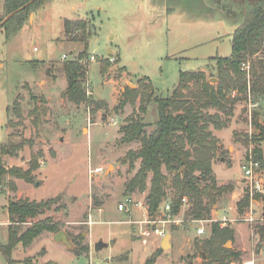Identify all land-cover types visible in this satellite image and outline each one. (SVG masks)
Here are the masks:
<instances>
[{
	"label": "rangeland",
	"instance_id": "rangeland-1",
	"mask_svg": "<svg viewBox=\"0 0 264 264\" xmlns=\"http://www.w3.org/2000/svg\"><path fill=\"white\" fill-rule=\"evenodd\" d=\"M232 1L241 7L245 0ZM248 1L251 3L246 5L253 6L257 0ZM220 5L215 6L214 0H48L9 39L0 30V143L21 145L14 154L3 156V164L25 170L33 158L38 161L32 183L10 176L4 179L0 246L7 242L9 225L23 231L47 218L58 225L70 244L55 241L56 233L44 232L29 247L13 251L16 264L25 260L28 264H146L152 255V264H202V256H206L202 242L209 237L210 223H203L205 232L198 236L201 224L191 221L189 202L178 215L180 223L166 226L170 246L162 249L163 238L141 236L147 228L134 221H144L148 215L145 198L150 175L144 191L130 194L132 203L142 202L146 211L138 207L129 214L118 211L129 195L125 182L140 164L138 160L129 168L126 155L138 149L140 142L123 143L121 128L139 116L149 134L158 117L155 97L170 96L182 72H204L209 82L217 83V65L210 58L231 55L232 33L241 21L237 9L228 17L219 10ZM80 19L91 20L95 27L88 45L89 57L95 60L83 62L87 95L103 104L94 111L63 96L67 81L62 63L76 58L84 48L82 43L66 39L64 22ZM260 58L264 62V53L252 63ZM249 73L251 76L250 64ZM42 80L45 82L40 83ZM126 88L143 97L129 102L123 95ZM125 99L127 104L119 108ZM253 101L257 107L251 109V120L245 99L218 128L209 127L220 144L212 166L217 184L233 186L208 217L220 222L225 216L223 227L234 232L233 241L224 244L235 254L230 264H264V245L258 237L264 202L255 198L242 212L238 210L246 195L242 166L247 152L258 146L264 160V142L252 140L259 139V127H264V97L254 96ZM262 171L264 195V167ZM20 199L55 202L36 218L11 224L7 204ZM250 215L254 221L246 222ZM112 240L113 246L94 251L97 242ZM0 264H7L1 253Z\"/></svg>",
	"mask_w": 264,
	"mask_h": 264
},
{
	"label": "trees",
	"instance_id": "trees-1",
	"mask_svg": "<svg viewBox=\"0 0 264 264\" xmlns=\"http://www.w3.org/2000/svg\"><path fill=\"white\" fill-rule=\"evenodd\" d=\"M47 1L3 0V15L0 16V23L13 13L0 26V30L5 32L6 39L18 33L28 23L29 16ZM247 3L249 5L251 2L247 1ZM248 5L245 4L242 20L232 33L231 55L210 58V62H215L217 65L216 84L209 82L204 72H182L179 83L170 96L155 97L153 102L158 117L154 129L149 134L145 132V125L139 116L132 117L121 128L123 143L140 142L138 149L130 150L126 155L129 168L132 169L138 160L140 164L135 175L125 182V191L126 194L144 191L146 180L150 175V189L145 198L150 215L165 203H170L171 212L176 215L181 210L182 199L186 198L189 202L188 215L191 220H209L212 207L224 194L233 189L231 184L218 186L213 174V160L220 151V144L209 127L212 125L218 128L225 121L223 118L228 119L233 116L235 105L245 101L247 81L246 73L241 70L242 63L250 62L251 65L253 79L250 82V91L253 98L264 97V62L260 58L256 63H252L254 57L264 53V0H257L253 6ZM94 33L95 27L89 19L64 22L66 39L80 42L84 48L76 58L62 63L67 81L63 96L75 105H87L90 111L99 109L103 105L87 95L84 88L87 67L83 62L89 59V39ZM123 95L133 103L142 94L126 88ZM127 99L119 104V108L127 104ZM209 109H214L216 112L210 114L204 111ZM140 111H145L143 106H140ZM15 113L19 115L17 110ZM245 140V143L249 144L247 135ZM252 140L255 143L264 142V127H259V139L253 137ZM20 148V144L4 146L0 143V188L6 176L27 183L33 182L32 172L38 168V161L35 158L25 170L16 166L6 168L3 164L5 154H14ZM251 154L263 169L261 149L255 146ZM248 155L247 152L246 158ZM255 198L264 202L263 194H257ZM54 202L55 199L42 202L27 199L10 200L6 207L10 223H26L27 220L34 219L48 210ZM249 202V196L246 194L238 203L239 212L247 208ZM16 226L9 225L7 242L0 246V253L7 264L17 263L13 260L12 254L19 246L29 247L34 239L44 232H59L58 225L48 218L31 224L23 231H19ZM258 237L264 245V206L263 224L258 227ZM233 239L234 232L231 228L221 227L219 222H211L209 237L202 242L206 255L202 264H230L235 254L225 249L224 244ZM154 260L155 256L152 255L147 259L146 264H152ZM23 264H28V260L23 261Z\"/></svg>",
	"mask_w": 264,
	"mask_h": 264
},
{
	"label": "built area",
	"instance_id": "built-area-1",
	"mask_svg": "<svg viewBox=\"0 0 264 264\" xmlns=\"http://www.w3.org/2000/svg\"><path fill=\"white\" fill-rule=\"evenodd\" d=\"M66 58V57H64ZM89 60L94 61L95 57L90 56ZM249 62H244L241 64V70L246 72V81H247V92H246V100L249 103V115H250V120H251V109L257 107V104L253 101V96L250 91V82H251V76L249 73ZM98 172H101V169H98ZM263 175V171L261 168V165L258 161L254 160L252 157V154L248 155V158L245 159L244 164L242 166V177L243 180L246 182V194L249 196L251 204L255 200V196L257 194H263V183L261 180V177ZM188 204V201L186 198L182 199V207H186ZM145 206L147 207V212H148V206L145 202ZM133 207H138L139 209L143 208V203L138 202V203H132V200L130 198V194L127 195L126 200L118 205V211L122 213L129 214L132 212ZM145 210V208L141 209ZM181 212V210H180ZM180 212L176 215H173L171 212L170 208V203H165L162 205L154 214H149L146 216V219L144 221H134V223H140L144 224L147 229H144L141 232L142 237L146 236H155L156 238H164L165 236V229L166 226L168 225H178L181 221L179 220L178 215ZM193 223H200L201 226L196 230V234L202 235L205 232L204 225L203 223L208 222H218V221H212V220H191ZM222 221V222H221ZM246 222H253L254 219L250 215V217L245 219ZM227 222L226 217L222 220H220V226L223 227L225 223ZM235 264V263H232ZM239 264H250V262H243Z\"/></svg>",
	"mask_w": 264,
	"mask_h": 264
},
{
	"label": "water",
	"instance_id": "water-1",
	"mask_svg": "<svg viewBox=\"0 0 264 264\" xmlns=\"http://www.w3.org/2000/svg\"><path fill=\"white\" fill-rule=\"evenodd\" d=\"M14 13H15V12H14ZM12 15H13V13L10 14V15H8V16H7V17H6V18L0 23V26H2L3 23H5V22H6V21H7ZM214 81H215V80H212L211 82H214ZM222 161H224L223 158H222ZM228 161H230V159H228ZM169 238H170L169 235H165V236H164V238H163V240H162V243H161V247H162V249H165L166 247L170 246ZM54 240H55V241H61L62 243L67 244L68 246H70L69 241H68V239H67V236L65 235V233H64L63 231H60V232L56 233L55 236H54ZM114 243H115V242H114L113 240L110 241L109 243H105V242H102V241L97 242V243L95 244V246H94V251H95V252H99L100 250H102L103 248L108 247L109 245H110V246H113ZM225 247H226V245H225ZM203 258H205V256H204Z\"/></svg>",
	"mask_w": 264,
	"mask_h": 264
},
{
	"label": "flooded vegetation",
	"instance_id": "flooded-vegetation-1",
	"mask_svg": "<svg viewBox=\"0 0 264 264\" xmlns=\"http://www.w3.org/2000/svg\"><path fill=\"white\" fill-rule=\"evenodd\" d=\"M214 1H215V6H219L221 4L220 8H222V9H219V10L222 11L224 14H227L228 17H232V15H230L231 11H233V9H237V11H236L237 14L236 15H237L238 19L242 20V16L241 15H242V12L244 11V6H245V4L247 3L248 0H245L242 3L241 7H237L236 3L233 2L232 0H224L225 1L224 5L222 3V0H214ZM241 9H243V11ZM233 12H235V11H233ZM238 19H236V20H238Z\"/></svg>",
	"mask_w": 264,
	"mask_h": 264
},
{
	"label": "crops",
	"instance_id": "crops-1",
	"mask_svg": "<svg viewBox=\"0 0 264 264\" xmlns=\"http://www.w3.org/2000/svg\"><path fill=\"white\" fill-rule=\"evenodd\" d=\"M52 79H54L53 77H52ZM43 82H45L44 80H42L40 83H43ZM213 166V165H212ZM213 168V167H212Z\"/></svg>",
	"mask_w": 264,
	"mask_h": 264
}]
</instances>
